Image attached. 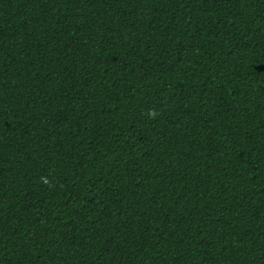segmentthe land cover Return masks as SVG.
<instances>
[{
	"label": "trees",
	"instance_id": "trees-1",
	"mask_svg": "<svg viewBox=\"0 0 264 264\" xmlns=\"http://www.w3.org/2000/svg\"><path fill=\"white\" fill-rule=\"evenodd\" d=\"M0 264H264V0H0Z\"/></svg>",
	"mask_w": 264,
	"mask_h": 264
}]
</instances>
